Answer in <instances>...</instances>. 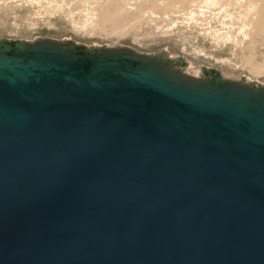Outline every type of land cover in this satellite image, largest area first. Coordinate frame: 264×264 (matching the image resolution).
Segmentation results:
<instances>
[{
    "label": "water",
    "instance_id": "95a60500",
    "mask_svg": "<svg viewBox=\"0 0 264 264\" xmlns=\"http://www.w3.org/2000/svg\"><path fill=\"white\" fill-rule=\"evenodd\" d=\"M125 48H0V264H264V87Z\"/></svg>",
    "mask_w": 264,
    "mask_h": 264
},
{
    "label": "rangeland",
    "instance_id": "374dc122",
    "mask_svg": "<svg viewBox=\"0 0 264 264\" xmlns=\"http://www.w3.org/2000/svg\"><path fill=\"white\" fill-rule=\"evenodd\" d=\"M125 48L191 76L264 87V0H0V48Z\"/></svg>",
    "mask_w": 264,
    "mask_h": 264
},
{
    "label": "bare ground",
    "instance_id": "6f19581e",
    "mask_svg": "<svg viewBox=\"0 0 264 264\" xmlns=\"http://www.w3.org/2000/svg\"><path fill=\"white\" fill-rule=\"evenodd\" d=\"M175 68H177V69H178L179 71H181L183 74H185V75H187V76H191L190 74L183 72L181 67H179V66H175ZM192 77L200 78V77H198V76H192Z\"/></svg>",
    "mask_w": 264,
    "mask_h": 264
}]
</instances>
